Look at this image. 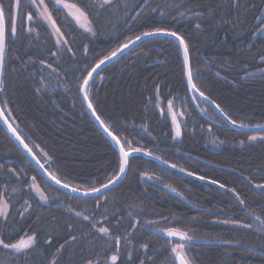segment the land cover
Returning a JSON list of instances; mask_svg holds the SVG:
<instances>
[{
  "label": "trees",
  "instance_id": "obj_1",
  "mask_svg": "<svg viewBox=\"0 0 264 264\" xmlns=\"http://www.w3.org/2000/svg\"><path fill=\"white\" fill-rule=\"evenodd\" d=\"M64 1L87 14L93 32L44 0L67 40L63 49L29 0L18 9L15 0H0V106L63 184L91 191L119 174L118 152L80 93L101 59L145 32L183 37L199 92L236 125L264 126V0H112L103 7L101 0ZM181 56L175 40L151 38L90 82L96 115L125 150L163 162L133 155L124 180L103 196L72 197L54 187L0 125V203L8 208L0 239L35 236L27 249L0 246V264H113L112 255L115 264H177L178 243L190 264H264V131L229 126L192 94ZM171 228L190 239L169 237Z\"/></svg>",
  "mask_w": 264,
  "mask_h": 264
},
{
  "label": "snow or ice",
  "instance_id": "obj_2",
  "mask_svg": "<svg viewBox=\"0 0 264 264\" xmlns=\"http://www.w3.org/2000/svg\"><path fill=\"white\" fill-rule=\"evenodd\" d=\"M55 5L60 6L62 5V9L58 8V10H63V9H71V8H76V11L78 12V15H73L71 12H69V15L73 16V19L75 20V22L77 24H79V26L81 28H84L85 31L88 32H93V29L90 25V22L85 24V23H81V18H83L85 21L88 20L87 14L76 7L75 4H69V3H65L64 0H54ZM21 3V0H15V6L18 9L19 5ZM39 3L44 5V0H39ZM112 0H101V4L100 6L103 7L105 5L111 4ZM145 3H147V0H145ZM31 4L35 5L36 4V0H31ZM45 9H47V5H44ZM8 12L11 14L12 13V7L9 6L8 8ZM28 20L31 21L32 20V15L29 14L28 15ZM45 19H47L50 23L52 28L55 30V33L58 34L59 36L63 37V33L61 32L60 28L56 25V21L54 19H52V15L50 12H47L45 15ZM9 20L11 22V34L14 36L16 34V18L15 15H10L9 16ZM31 30V29H29ZM157 33H162L165 35H171L176 37V39L180 42V44L183 46V50H184V57L185 60L187 61L188 59V46L185 43L183 37L177 35L176 32H166L163 29H156L155 32H145L143 33L144 36H151V35H155ZM94 34V33H93ZM5 37H6V33H5V7L0 4V67H2L3 64V59H4V47H5ZM140 36L136 37V40H139ZM61 40L58 39L57 40V44H60ZM63 43H67V40H63ZM130 43H134V41H128V43L123 44L120 48L116 49L115 51H113L111 53L110 56H105L103 59H101L99 61L98 64H96L95 67L92 68L91 71L88 72L87 74V78H85L83 80V85H84V91H87V87L89 85L90 79L93 76V73L96 72V70L103 65L106 61L111 60L112 57L117 55V52L122 51L124 48H127L128 45ZM69 51H71V49H69ZM55 55V54H54ZM50 67V65H49ZM188 85L190 86L191 89L195 90V91H199V89L197 88V85L193 82V75L191 70L189 69L188 73ZM201 96H204L203 92H200ZM87 98V96L85 97ZM205 99H207L208 97L204 96ZM214 103V102H213ZM89 107H92L91 102L89 103ZM217 108H219V105H216ZM169 108H171V102H169ZM221 111H223L221 109ZM97 119H99V117H97ZM233 124H235V121H232ZM15 131V130H13ZM105 131H107V128L105 129ZM179 128L177 127V135H179ZM109 136L112 137V140L115 141V143L119 146L118 147V156L120 157V163H119V173L123 174L126 171V166L129 163V156L131 154V152H137V151H141V149H136V148H132L130 151H126L125 150V145L121 143L120 139L113 135L111 132H109ZM19 139V137H17ZM251 140H256L257 137L252 136L250 137ZM21 143H23V141H21ZM25 148H27L28 146L25 144L24 145ZM29 152H31V149H28ZM149 155H151V153H149ZM35 159V157H33ZM41 167H43V165H41ZM172 167H176V165H172ZM15 171V170H13ZM120 176L117 175L114 179H119ZM53 179H56L55 177H53ZM35 178H33V182H34ZM56 183L59 184L60 181L57 179ZM114 183L113 179H110L108 184H112ZM108 184H102L101 188H107ZM64 187H68L67 184L63 185ZM258 187H264V186H258ZM101 188H93L91 189L92 192H100ZM73 191H77V189H73ZM42 199H46V197L41 196ZM241 203H243V201H240ZM27 203V202H26ZM27 210V209H25ZM21 215H23V213H21ZM77 215H80V213H77ZM8 216V212H7V203L3 202L0 203V217H4V219L6 220ZM84 219H89L88 217H84ZM225 223H228V221H225ZM95 225H93L94 227ZM99 231L101 233L104 234H108V229L107 228H100ZM167 235L169 237H175V236H179L181 240L184 239H190V237H187L186 233H182L179 232L177 229L171 228L167 230ZM73 240L75 239V237L72 238ZM35 243V236H28L27 239H21L19 242L17 243H5L4 239H0V246H3V248L8 249V248H12V249H27L30 248L31 246H33V244ZM115 243L117 246H119L120 243V239L119 237L116 238ZM146 247V246H145ZM184 248V244L183 243H178L175 247L172 248V252L173 253H177V259L179 260V264H189V262L186 260L185 256L180 255L179 252ZM118 257L117 255H112L111 256V261L113 262V264H115V262L117 261ZM129 259H131V255H129ZM141 264H143V262H141Z\"/></svg>",
  "mask_w": 264,
  "mask_h": 264
},
{
  "label": "water",
  "instance_id": "obj_3",
  "mask_svg": "<svg viewBox=\"0 0 264 264\" xmlns=\"http://www.w3.org/2000/svg\"><path fill=\"white\" fill-rule=\"evenodd\" d=\"M5 33H6V29H5ZM156 37H170L171 39L175 40L180 48V51H181V57L183 58V62H184V66H185V78L187 79V83H188V76H187V73L189 71V69L191 70L190 68V59H189V54H188V59L187 61L185 60V57H184V50H183V46L180 44V42L176 39V37L174 36H171V35H165V34H162V33H157L155 35H151V36H140V39L139 40H133L134 43H130L128 45L127 48H124L122 51L120 52H117V55L112 57L111 60H108L106 61L103 65H101L97 70L96 72L93 73V76L92 78L90 79V82H92L94 80V78L100 73V71H102L105 67L109 66L110 64L118 61V59H120L121 57H123L125 54H127L130 50H132L134 47H136L137 45L141 44L142 42L148 40V39H151V38H156ZM5 44H6V37H5ZM5 50H6V45L4 47V58H5ZM3 63H4V59H3ZM98 64V63H97ZM2 70H3V64H2V67H0V87H1V77L2 76ZM89 82V85L91 84ZM88 85V87H89ZM189 86V85H188ZM88 87H87V90H88ZM84 85L82 86V89H81V96H82V100L90 114V116L92 117L93 121L96 123V125L98 126V128L105 134V136L110 140L111 144L114 146V148L116 149V151L118 152V145L115 143V141L112 140V137L109 136V130L107 128V131H105L106 129V126L104 124H102L101 120L100 119H97V115L93 109V107H89V103H90V100L87 96V91L85 92L84 90ZM189 89H190V92L192 94H194L195 96H197L198 98H200L201 100H203L205 103H207L211 108H213L217 113L218 115L231 127L237 129V130H240V131H246V132H262L264 131V126H258V127H247V126H242V125H236V124H233L231 120H229L228 118L225 117V115L221 112V110L219 108L216 107V104L214 105V103L210 100V99H205L204 96H201L200 95V92L199 91H195L193 89L190 88L189 86ZM87 96V98H85ZM174 120V124H175V131L177 132V127L179 128L178 126V123L175 119ZM0 125L2 126V128L4 129V131L9 135V137L12 139V141L16 144L17 148L20 149L24 155L28 158V160L34 165V167L38 170V172L41 174V176L47 180L50 184H52L54 187H56L57 189L69 194V195H72L75 196V197H79V198H84V199H88V198H94V197H99V196H103L104 194L108 193L110 190L114 189L115 187H117V185H119L123 180L124 178L126 177L125 174H127V171H128V165L126 166V171L125 173L123 174H118L120 176L119 179H113L114 180V183L112 184H108V187L107 188H101V191L100 192H92V191H86V190H80L78 188H73L71 186H68V187H64L63 183L60 182L59 184L56 183V180L57 179H53V176L50 175V173L44 169V165L40 162L39 158H37L34 153L31 151L29 152L28 149H30L29 147L25 148L24 145L26 144L23 139L20 137V135L17 133V131L14 129V127L10 124V122L8 121V119L5 117L3 111H2V108L0 106ZM15 130V131H13ZM19 137V139L17 138ZM21 141H23V143H21ZM27 145V144H26ZM118 155V154H117ZM137 156V155H141V156H144L146 158H151V159H154V161H158V162H162L161 160H159L158 158H155L151 155H149L148 153H143V151H137V152H131L130 157L132 156ZM35 157V159L33 158ZM163 163V162H162ZM41 165H43V167H41ZM167 165V164H166ZM73 189H77V191H73ZM180 255H183L181 252H179ZM177 257V253L175 255V258ZM186 258V257H185ZM187 260V259H186ZM188 261V260H187ZM176 262L177 264H179V260L176 258ZM190 264V263H189Z\"/></svg>",
  "mask_w": 264,
  "mask_h": 264
},
{
  "label": "rangeland",
  "instance_id": "obj_4",
  "mask_svg": "<svg viewBox=\"0 0 264 264\" xmlns=\"http://www.w3.org/2000/svg\"><path fill=\"white\" fill-rule=\"evenodd\" d=\"M30 2H31V0H29ZM65 2V1H64ZM65 3H67V2H65ZM69 4H71V3H69ZM45 5V4H44ZM44 5H42V4H40L39 3V0H36V4L35 5H32L33 6V8L36 10V12H37V14H38V16L42 19V22H44L45 23V25H47V27L49 28V30L51 31V33H52V35H53V37H54V39H55V41H56V43H57V40L58 39H60L61 40V43L60 44H58V46H59V48H63L64 49V47H65V43H63V37H61V36H59L58 34H56L55 33V30L52 28V26H51V23L47 20V19H45V15H46V13L47 12H49L48 11V9H45V6ZM58 7H60V8H62V5H60V6H58ZM78 8V7H77ZM63 11H65L66 12V14L71 18V19H73V16L72 15H69V12H71L73 15H78V12L76 11V8H71V9H63ZM74 20V19H73ZM75 21V20H74ZM81 23H85V24H87V23H89V21L87 20V21H85L83 18H81ZM78 26H79V24H77ZM80 27V26H79ZM81 28V27H80ZM81 29H83V30H85L84 28H81ZM34 189H35V191L37 192V193H39V194H41V192L39 191V189L37 188V187H34ZM7 210H8V208H7ZM0 219H4V217H0ZM176 245H174L173 247H175ZM176 254V253H175Z\"/></svg>",
  "mask_w": 264,
  "mask_h": 264
},
{
  "label": "flooded vegetation",
  "instance_id": "obj_5",
  "mask_svg": "<svg viewBox=\"0 0 264 264\" xmlns=\"http://www.w3.org/2000/svg\"><path fill=\"white\" fill-rule=\"evenodd\" d=\"M5 115V114H4Z\"/></svg>",
  "mask_w": 264,
  "mask_h": 264
}]
</instances>
